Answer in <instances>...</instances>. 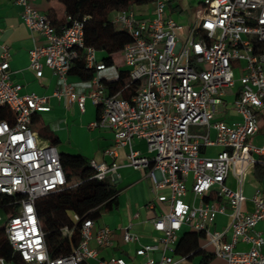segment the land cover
I'll return each instance as SVG.
<instances>
[{"label":"built area","instance_id":"built-area-1","mask_svg":"<svg viewBox=\"0 0 264 264\" xmlns=\"http://www.w3.org/2000/svg\"><path fill=\"white\" fill-rule=\"evenodd\" d=\"M195 1L198 9L184 38L177 34L181 25L168 12L166 0H150L152 10L144 15L132 7L111 12L112 22L131 38L121 58L129 78L138 82L135 92L123 98L119 92L110 94L99 80L98 70L104 65L95 48L84 44L83 18L67 15L57 30L31 0H16L31 36L42 39L29 49L28 68L36 76L42 75L43 67L51 69L61 80L54 94L64 95L67 104L80 111L89 100L98 112L88 126L113 132V142L105 150L109 161H89L93 176L113 175L117 151L125 146L126 164L145 170L155 199L165 205L152 219L151 242H140L130 224L123 227L124 242L137 243L129 259L100 253L111 245L112 229L94 228L91 218L81 221L75 243L74 225L62 226L69 250L52 255L35 201L65 187L66 171L56 145L41 142L31 128L33 114L49 110L46 97L22 92V85L12 81L8 52L2 46L0 106L12 117L0 120V194L11 197L0 205V229L22 264H174L172 254L183 226L203 232L214 255L226 264H264V232L256 227L264 220V184L255 185L250 198L243 191L245 175L256 164L264 165V142L250 140L259 127L264 97V0ZM81 52L85 65L96 72L89 87L77 92L66 76ZM235 68L241 71L237 77ZM236 80L239 86L230 106L239 119H215ZM191 125L202 126L204 132H190ZM134 139L145 141L148 154L133 148ZM213 145L220 147L214 155L202 152ZM247 200L250 209L244 206ZM218 215L228 217L221 229L214 228ZM156 251L157 258L152 255ZM0 264L14 263L0 256Z\"/></svg>","mask_w":264,"mask_h":264},{"label":"crops","instance_id":"crops-1","mask_svg":"<svg viewBox=\"0 0 264 264\" xmlns=\"http://www.w3.org/2000/svg\"><path fill=\"white\" fill-rule=\"evenodd\" d=\"M174 1V4L179 7V10H176L178 14H173L172 11L168 12L181 25L177 29V34L180 38H184L188 26L195 18L198 5L197 2H195L196 5H191V1L194 0ZM143 4L150 5L152 10V3ZM31 5L40 11L50 13L56 23L63 18V6L58 0H31ZM140 5L142 4L132 6L136 14L144 15L149 12L148 10L137 12L136 10L139 9ZM20 12L21 6L16 0H0V53L2 46H5L8 52L11 79L13 82L22 85V92H34L46 97L49 110L35 112L31 128L36 132L41 142L50 143L48 139L40 136L39 132L46 131L55 136L57 138L55 145L60 154L75 152L96 162H108L109 157L105 154V150L113 142V132L109 129L88 126V123L97 117V107L89 100L85 102L84 111H80L75 104L68 105L64 95L57 96L54 94V90L57 86H60L61 80L51 69L43 67L42 75L36 76L34 71L28 68L29 49L34 44L42 43V39L38 36H31L29 30L22 22ZM262 49H264V44H262ZM100 54H102L101 51H96L97 59ZM115 62H117L115 65L98 70V75L109 78L115 77L117 73L116 64L121 68L124 67L121 55H119L118 60L115 59ZM237 64L240 65V62H237ZM240 73L241 71L235 68V76L237 77ZM66 79L73 84L77 92H83L89 87V80H82L76 75L67 74ZM238 86L239 82L236 80L234 86L227 90L225 96L226 105L218 107L215 119H222L230 123L239 119L236 110L230 106L233 93ZM258 117V130L250 138L256 144L264 142V97H262V105L258 110ZM211 135H213V132ZM133 148L141 154H148L146 143L143 139H134ZM219 149V146L213 145L202 148V152L211 156L218 152ZM126 151L127 147L125 146L118 149L115 158L118 164L116 172L113 175L107 174L109 181L114 183L117 188L116 205L101 213L100 217L95 220L94 228L98 225H107L112 229V243L107 248L99 249L102 255L115 254L129 259L137 243L124 242L122 238L123 227L130 224L131 230L140 236V242H151L154 234L152 219L158 215L160 209L164 208L165 205L155 199L153 182L145 170L134 169L126 164ZM256 165L264 166L259 163ZM250 177L253 187L258 184H264V177L257 178L255 176V168L250 173ZM228 184L234 186L232 178L228 179ZM244 206L250 209V201L247 200ZM227 221L228 217L226 215H218L214 228L221 229L226 225ZM256 227L264 232V220L259 221ZM182 228L178 231L176 244L181 235L188 229V227ZM200 246L213 252L212 245L207 243L205 237H203V242ZM238 247L245 246L243 243H238ZM262 251H264V248H262ZM152 255L157 258L159 252L156 251ZM173 257L174 264H192L197 263L200 259V256H194L191 260L184 255H173ZM219 259H213L212 264H226L222 258Z\"/></svg>","mask_w":264,"mask_h":264},{"label":"trees","instance_id":"trees-1","mask_svg":"<svg viewBox=\"0 0 264 264\" xmlns=\"http://www.w3.org/2000/svg\"><path fill=\"white\" fill-rule=\"evenodd\" d=\"M64 10L61 21L55 22L50 13L47 15L57 30L65 25V17L83 18L84 44L92 46L96 51H101L98 60L103 62L104 67L115 65V55H121V50L130 41L128 32L115 25L110 17L111 12L130 8L134 5L150 2V0H58ZM174 0H166L167 10L171 7L179 10ZM262 47V44H261ZM123 63V62H122ZM116 64L117 73L115 77L99 75V80L112 94L119 92L121 97L129 98L138 86V82L129 78L128 69L119 67ZM96 70L85 65L82 52L72 61L67 74L78 76L82 80H89ZM11 111L6 106H0V120L10 119ZM34 121V115L32 121ZM43 132V133H42ZM39 132V135L55 144L57 138L46 131ZM60 159L76 165L75 169L81 173L82 178L75 183H68L62 189L52 191L35 201L36 214L44 234L46 245L52 255L65 254L69 250L68 240L61 235L62 226L74 225L75 231L72 241L78 240V228L85 218L97 220L102 212H105L116 205L117 188L115 184L106 178L98 179L93 176L94 169L90 165V159L80 153L60 154ZM255 176L264 177V166H254ZM67 176V174H66ZM11 197L0 194V205H4ZM205 200V199H204ZM5 206V205H4ZM7 209V208H6ZM78 220L73 219V215ZM204 233L190 228L179 238L172 255H184L188 259L200 256L197 263L208 264L214 258L210 252L200 244L203 242ZM0 256L12 261L14 264H22L18 253L12 250L3 231L0 229Z\"/></svg>","mask_w":264,"mask_h":264},{"label":"rangeland","instance_id":"rangeland-1","mask_svg":"<svg viewBox=\"0 0 264 264\" xmlns=\"http://www.w3.org/2000/svg\"><path fill=\"white\" fill-rule=\"evenodd\" d=\"M195 2H196L195 0L191 1V3H192L191 5L192 6L196 5ZM146 10H148L150 12L151 6L146 5V4H142V5H140L139 9H137L136 11L139 12V11H146ZM170 11H172L173 14H176V15L178 14L173 7H171ZM118 57H119V54H116L115 59L118 60ZM189 130H190V132H193V133L194 132H203V128L201 126L191 125L189 127ZM61 151H63V150H61ZM70 153L74 154L75 152H70ZM62 164H63L64 170L66 171V174H67V182L68 183H75L82 178L81 173L76 171V169H75L76 165L75 164L68 162L66 159H62ZM105 178L107 180H109L108 176H106ZM253 191H254V187L251 185L250 173H247L244 177V193H245L246 197L250 198ZM189 197H190V192L188 193V196L186 199H189ZM183 227H186V226H183ZM213 259L220 260L216 256ZM213 259L209 262V264H212Z\"/></svg>","mask_w":264,"mask_h":264},{"label":"snow or ice","instance_id":"snow-or-ice-1","mask_svg":"<svg viewBox=\"0 0 264 264\" xmlns=\"http://www.w3.org/2000/svg\"><path fill=\"white\" fill-rule=\"evenodd\" d=\"M29 211H31V209H29Z\"/></svg>","mask_w":264,"mask_h":264}]
</instances>
